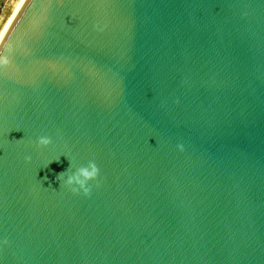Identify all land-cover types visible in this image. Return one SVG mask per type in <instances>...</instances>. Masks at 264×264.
<instances>
[{"label":"water","instance_id":"1","mask_svg":"<svg viewBox=\"0 0 264 264\" xmlns=\"http://www.w3.org/2000/svg\"><path fill=\"white\" fill-rule=\"evenodd\" d=\"M0 51V264H264V0H21Z\"/></svg>","mask_w":264,"mask_h":264},{"label":"clouds","instance_id":"2","mask_svg":"<svg viewBox=\"0 0 264 264\" xmlns=\"http://www.w3.org/2000/svg\"><path fill=\"white\" fill-rule=\"evenodd\" d=\"M12 63V58L6 51H0V69L9 66ZM52 137L50 136H40L37 140V145L39 147H45L52 143ZM178 148L183 151L184 145L179 144ZM26 160L30 161L31 156H26ZM72 167V162L70 161V167L65 171L61 172L57 179L60 180L68 173L66 179H64V184L71 188L73 193L79 194L81 191L85 196H90L92 192L91 181H97L100 175V168L94 160H90L86 166L78 167L74 172L69 173V169ZM3 243L7 244L8 240L5 239Z\"/></svg>","mask_w":264,"mask_h":264},{"label":"rangeland","instance_id":"3","mask_svg":"<svg viewBox=\"0 0 264 264\" xmlns=\"http://www.w3.org/2000/svg\"><path fill=\"white\" fill-rule=\"evenodd\" d=\"M17 0H8L0 12V31L4 22L7 20L9 15L12 13Z\"/></svg>","mask_w":264,"mask_h":264},{"label":"bare ground","instance_id":"4","mask_svg":"<svg viewBox=\"0 0 264 264\" xmlns=\"http://www.w3.org/2000/svg\"><path fill=\"white\" fill-rule=\"evenodd\" d=\"M20 1H21V0H17V1H16L15 7H14L12 13L9 15V17L7 18V20L4 22V24H3V26H2V29H1V31H0V37H1V35H2V33H3V31H4L5 27H6V25H7V23H8L10 17L12 16V14H13L15 8H16L17 5L20 3ZM7 2H8V1H7ZM5 4H6V3H5ZM2 9H3V8H2Z\"/></svg>","mask_w":264,"mask_h":264}]
</instances>
